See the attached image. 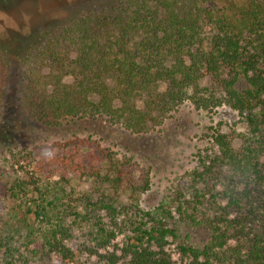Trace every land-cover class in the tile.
Here are the masks:
<instances>
[{
    "label": "trees",
    "instance_id": "obj_1",
    "mask_svg": "<svg viewBox=\"0 0 264 264\" xmlns=\"http://www.w3.org/2000/svg\"><path fill=\"white\" fill-rule=\"evenodd\" d=\"M11 60L0 49L2 134L10 129L3 121L10 100L28 119L13 128L20 138L29 121L56 127L96 117L142 134L186 103L229 106L247 126L214 128L216 149L171 203L153 209L120 199L122 171L106 161L115 174L101 175L100 196L85 195L87 214L56 202L35 211L48 222V258L70 264L86 252L103 264H264V0H114L33 40L17 58L14 98L6 91ZM18 137L0 136V156L12 164L60 159V146L29 150ZM12 190L27 205L26 182ZM180 221L208 228L210 241H181ZM14 240L4 249L11 260Z\"/></svg>",
    "mask_w": 264,
    "mask_h": 264
},
{
    "label": "rangeland",
    "instance_id": "obj_2",
    "mask_svg": "<svg viewBox=\"0 0 264 264\" xmlns=\"http://www.w3.org/2000/svg\"><path fill=\"white\" fill-rule=\"evenodd\" d=\"M113 1L0 0V49L11 55L12 69L15 68L7 84V97H15L17 58L33 40L71 18L103 9ZM16 106L10 100L3 117L10 129L8 135L0 133V136L7 141L18 137L19 132L12 134L13 128L28 120L18 115ZM26 124L27 132L18 137V144L29 150L43 144L58 145L60 148L55 152L60 159L54 163L49 157L41 165L38 159L27 157V161L14 165L0 156V264L11 260L4 249L12 236L15 239L12 264H60L46 256L48 222L35 211L41 212L43 206L56 202L61 210L69 207L75 211L78 206L82 214H87L85 195L93 199L100 196L106 191L101 175L115 174L106 161L112 159L113 165L122 171L120 199L153 209L171 203L177 191L188 183L190 173L199 167L201 157L216 149L211 139L214 128L220 127L224 132L232 129L244 132L247 128L238 112L229 106L207 111L197 110L189 103L179 107L162 125L142 134L112 125L104 117L73 118L56 127L31 121ZM73 160L81 167L77 168ZM23 181L27 184V205L12 190ZM80 216H76L78 223ZM178 227L181 241L189 245L201 247L210 241L211 232L204 226L180 221ZM70 264L103 263L83 252Z\"/></svg>",
    "mask_w": 264,
    "mask_h": 264
}]
</instances>
